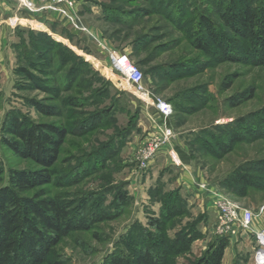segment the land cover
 <instances>
[{
	"label": "rangeland",
	"instance_id": "rangeland-1",
	"mask_svg": "<svg viewBox=\"0 0 264 264\" xmlns=\"http://www.w3.org/2000/svg\"><path fill=\"white\" fill-rule=\"evenodd\" d=\"M186 1L190 4L185 7L188 12L183 21L188 20V24L173 21L163 13H152L135 24H128L117 21L114 15L110 20L108 7L133 9L142 3L72 0V5L60 2L54 6L52 0H0V163L6 170L0 186L7 183L10 169L37 166L1 143L4 120L8 114L15 113L33 121L54 122L69 128L70 134L56 165L55 181L45 188L51 194H62L70 202L76 220L77 217L82 220L95 209L93 202L82 201L93 191L103 193V206L108 212L114 210L113 187L124 186L131 197L130 204L119 216L95 221L87 228L78 227L64 237L52 251L51 264L55 261L100 264L115 248H132L134 243L142 242L144 228L155 230L150 219L162 217L160 196L170 191L164 179L173 178L177 163L178 173L191 177L198 190L195 193L180 190L186 202L185 211L166 224L169 238L176 239L178 233L187 229L193 238L188 249H182L173 257L174 263L193 262L213 239L225 236L229 246L222 264H254L259 247L255 232L264 230V214L259 213L264 206V188L252 187L245 195H239L224 189L221 179L247 162L263 160L264 136L241 140L224 155L201 147L196 138L204 131L220 135L215 130L217 126L235 123L239 118L264 110V64L246 60L242 47L234 52L240 57L236 61H218L211 54L194 48L191 38L199 22L198 14L193 12L195 6L199 5L202 13L217 20L214 15L217 5L213 0ZM254 2L260 4L264 0ZM144 32L150 34L151 41L135 52L132 42ZM37 33L47 34L68 49L61 50L63 54L55 56L45 70L38 50L18 48L20 44L29 45L32 35ZM115 49L128 52L130 59L139 64L144 84L155 95L173 103L170 123L174 137L161 149L165 152L164 167L155 168L154 161L147 169L138 165L137 151L154 129L152 109L149 114L128 82L112 68L110 52ZM29 57L33 59L30 61ZM63 60L66 65H60ZM74 64H78L80 70L74 68ZM25 67L31 70L37 82L24 74ZM70 68L75 82L63 85ZM62 85L68 88L61 89ZM57 86L61 89L58 95L47 89ZM70 97L82 99L79 104L71 105L64 101ZM32 100L55 105L59 112L41 113ZM96 112L106 115L102 125L85 133H74L79 124ZM112 140L119 144L112 163L114 168L104 167L78 182L62 185L61 178L69 175L81 159L102 150L103 144ZM178 149L187 153V161H183ZM222 197L254 211L251 228H244L237 219L221 231L217 204Z\"/></svg>",
	"mask_w": 264,
	"mask_h": 264
},
{
	"label": "trees",
	"instance_id": "trees-1",
	"mask_svg": "<svg viewBox=\"0 0 264 264\" xmlns=\"http://www.w3.org/2000/svg\"><path fill=\"white\" fill-rule=\"evenodd\" d=\"M130 1L140 2L142 5L134 6L133 9L108 7L107 15L110 20L114 15L117 21L135 24L152 13H163L178 23H189L188 20H183L188 12L185 7L189 6L190 1ZM254 1L213 0L217 5L214 10L217 20L206 12L202 13L199 5L195 6L193 12L196 13L195 15L198 14L199 22L197 31L191 38L192 46L211 54L218 61L239 60L240 57L234 55V52L242 47L246 60L264 64V2L256 4ZM35 35H32L29 45L20 44L18 48L38 50L42 58V69L45 70V67H49L54 62L55 56L63 54L61 50L68 49L61 47L47 34ZM150 41L149 33L139 34L132 42L135 52L143 49ZM32 51L28 53L32 54ZM32 59L29 57L30 61ZM64 63L63 60L60 65H66ZM77 65L74 64V68L77 69ZM74 68L72 70H75ZM34 69L37 70V67ZM22 71L37 82V78L29 68L25 67ZM70 71L71 68L63 85L66 82V85L70 86L75 82L76 78ZM40 82L45 83L43 80ZM43 84L39 85L44 86ZM63 85L61 89L68 88ZM47 89L57 95L61 92L58 86ZM80 99L82 98L70 97L64 101L76 105L81 102ZM168 101L172 103L171 100ZM32 103L41 113L53 115L59 112L55 105H44L35 100H32ZM262 117L264 110L249 117L239 118L235 123L217 126L215 130L219 131L220 135L204 131L196 141L208 151L216 155H224L232 151L234 145L241 140L264 136ZM105 119L106 115L102 112L91 114L90 118L78 125L79 131L74 133L90 131L94 126L102 125ZM169 124L172 126L170 119ZM3 131L1 143L21 159L29 160L37 166L10 169L7 183L0 186V264H51L50 256L53 249L73 230L78 227H90L95 221L115 218L130 204L131 197L124 186H111L114 189L111 190L114 191L113 212L105 210L103 193L93 191L82 201L85 204L88 201L93 202L95 209L89 211L82 220L78 217L76 220L70 202L64 199L62 194H51L45 188L55 181L56 165L70 134L69 128L54 122L33 121L27 116L12 113L4 120ZM118 145L112 140L104 143L102 150L86 155L87 158L81 159L69 175L61 178L62 185L78 182L104 167L114 168L112 163L115 161L114 155L119 149ZM178 151L183 161H187V153L180 149ZM5 172L4 165L0 163V180H3ZM221 186L228 192L239 195H245L252 187L264 188V159L247 162L233 169L228 176L221 179ZM160 198L163 201L162 217L151 218L149 221L155 229L154 232L144 228L141 231L142 242L134 243L132 248L126 249L122 246L115 248L100 264H175L173 257L182 249H188L193 238L188 229L186 232L183 230L178 233L176 239L169 238L166 234V224L183 214L186 202L179 189L166 191ZM228 246V238L218 236L209 243L201 256L189 264H222ZM54 264H62V262L55 261Z\"/></svg>",
	"mask_w": 264,
	"mask_h": 264
},
{
	"label": "built area",
	"instance_id": "built-area-1",
	"mask_svg": "<svg viewBox=\"0 0 264 264\" xmlns=\"http://www.w3.org/2000/svg\"><path fill=\"white\" fill-rule=\"evenodd\" d=\"M54 6L60 2H66L72 5V0H52ZM51 5V8H55ZM110 62L112 68L118 72L131 86L137 96L143 101L147 112L154 123L153 132L150 138L142 144L137 151L138 165L142 169H147L150 162L155 159L159 151L170 144L174 137V130L169 124V119L174 113L173 105L170 101L155 95L145 84L144 74L141 68L130 59L126 51L113 50L110 52ZM218 218L220 220L219 228L225 231L229 228V222L240 219L244 228H251L255 213L248 208H242L237 203L222 197L218 204ZM260 214H264V206L260 208ZM220 231V232H221ZM255 232L259 247L255 254L254 264H264V230Z\"/></svg>",
	"mask_w": 264,
	"mask_h": 264
},
{
	"label": "crops",
	"instance_id": "crops-1",
	"mask_svg": "<svg viewBox=\"0 0 264 264\" xmlns=\"http://www.w3.org/2000/svg\"><path fill=\"white\" fill-rule=\"evenodd\" d=\"M29 7H30V5H29ZM164 153L165 152L163 150H160V152L157 154L155 159L152 160V161H154L153 166L155 168L156 167H164L166 165V164L165 165L163 164L164 159L162 157H163ZM176 167L178 169L174 170L176 172H174L175 174H172L173 178L170 179V177H171L170 176L167 180L164 179V181H167V184H166L167 189H169V190L179 189V190H182V192H184V193L189 192V191H191L192 193L197 192L198 188L196 187L195 183L193 182V179L186 174H183V173L179 174L178 173L179 172L178 170L180 169L179 163L176 164ZM196 178H199L198 175H196ZM155 181H157V182L159 181L158 177L155 179Z\"/></svg>",
	"mask_w": 264,
	"mask_h": 264
}]
</instances>
